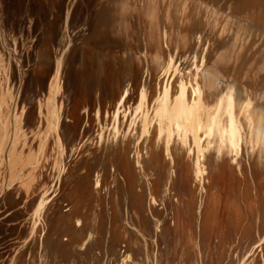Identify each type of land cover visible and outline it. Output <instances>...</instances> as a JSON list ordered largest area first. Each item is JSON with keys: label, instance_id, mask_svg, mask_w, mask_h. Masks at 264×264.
I'll return each instance as SVG.
<instances>
[{"label": "rangeland", "instance_id": "1", "mask_svg": "<svg viewBox=\"0 0 264 264\" xmlns=\"http://www.w3.org/2000/svg\"><path fill=\"white\" fill-rule=\"evenodd\" d=\"M28 28L21 29L15 33L14 29L6 27L5 31L13 49L9 53L0 49V119L2 125L6 128L8 137H6L4 145H0V264H48L50 261L49 264H65L66 261L67 264H78L79 262H81L80 264H142V262L143 264H167L168 262V264H242L245 256L249 258V264H257V262L258 264H264V213H262L264 208V179L261 181L262 178L259 175L264 171V163L259 160L257 153H253L250 142L246 144V147L249 149L248 155L254 160L253 167L256 166L254 170H248L250 165H244L246 161L245 155V157L243 156L242 159L234 164H237L234 169H237V167L239 169L233 171L235 175L232 174V178L230 176L232 180L234 179L233 181L225 179L223 167L214 166L217 169L215 171L212 166L213 184H211V190L213 192L210 190L213 194L210 195L212 200L211 202H209L210 199L208 200L202 211L203 227H207V229L204 228L206 232L203 230L204 234L202 233L203 237L205 236L207 248L204 254L200 252L199 247L195 244L197 237L195 236L193 240L192 234L196 235L197 231L202 232V229L200 230L198 226L201 220L199 218V206L201 205V203L199 205V195H201V171L199 169L203 166V163L200 162L205 160V157L203 159L198 158L199 154L196 150L192 154L189 144L188 146L187 144L185 145L183 139L176 134L179 128L176 122H173V139L176 144L174 146H176L178 162L174 166V175L171 178L175 180L177 174H186L190 188L194 189L193 198L194 196L198 198H196L198 204L194 203V207L191 208L192 213L189 216L191 218L190 226L186 224V204L182 198H179L180 196H175L176 193L173 186L172 188L168 187L171 199L167 208L164 209L161 202L160 205L157 203L161 200L160 197H162L164 189L162 182L164 179H169V176L167 175L166 178L163 173L166 168H164L166 163L164 151L167 132L162 133L159 126L164 87L170 88L176 78L188 75L189 72L176 70V66H174L171 74L163 78L164 68L158 71L152 76L151 83H148L150 100L144 106H140L143 78L139 79V82L133 83L130 90V99L127 98L125 104L120 100H115L112 105H109L102 102L97 93L92 99L93 103L90 100L76 103L69 99L71 101L70 105L68 98L66 99L63 96V86V90L58 92L55 100L56 113L59 115L57 132L61 141V153L52 127L57 115H55L54 111H51L52 102L50 101V85L55 76V62L47 82L38 87L31 85V76L34 72L37 53L43 47H49L50 52L57 56V54L59 55L58 48L51 43L35 39V37L31 36ZM166 45V43L162 42L161 48L165 49ZM72 46L79 47L75 43L71 44ZM67 51H69V48ZM140 51L142 52H140L141 56L146 54L147 58L153 54L152 52L150 54L144 48L140 49ZM203 61L202 65L199 64L198 68L192 70L193 74L197 72V69H201L204 65L213 62L212 59L205 61L204 58ZM186 63L195 65L193 59L186 60ZM28 78H30V82L27 81ZM178 83L176 82V86H178ZM27 115H29L30 120L28 117V120L25 118ZM96 115H100L98 117L100 121H97ZM115 115H121L122 117L120 131L117 133L116 138L114 131ZM124 115L127 116L125 117ZM146 117L149 120L146 122L147 132L144 133ZM65 132L66 134H64ZM151 132L153 133L151 134ZM202 136V140H205L204 148H206L203 154L207 155V153L209 154L213 151V149H207L211 136L207 133H202ZM15 139L18 141L17 147H14V142H17ZM145 140L148 141V143L146 142L147 144H145ZM154 146L156 149H154ZM109 147L111 149L115 147L116 155H120L118 171L125 168L124 170L127 172L126 179L129 187L125 192L123 191L125 186L123 177L114 179L111 173H107L101 168L100 162L103 161L104 154ZM182 147L185 148L183 149ZM39 151L41 154H39ZM133 153L135 156L132 155ZM189 154H191L190 157ZM139 156L141 160H144V169L148 168L145 172H147L150 186L155 190V202L157 204L151 199L149 186L142 181L143 170L138 165ZM184 158L185 160L183 161ZM154 167L158 170H155ZM244 167L246 169L248 167V173H246L247 171ZM86 168H88L89 173L87 174L88 185L86 183L87 188L84 196L79 184L75 182L78 181V175L82 176L87 172ZM207 168L209 167L207 166ZM259 169H261V172ZM238 170L240 173L237 172ZM238 173L239 175L237 176ZM73 178H75V181L70 191L69 184ZM173 179L172 181H174ZM198 180L199 182H197ZM230 182L231 184L234 182L236 185L237 195L243 196V198L238 196L241 198L239 201L240 215H245L241 216L240 224L230 220L232 216L229 213L228 216L227 212L231 211V207L227 205L225 210L223 207L224 191H226L225 189L228 188ZM260 182L263 185L260 186ZM195 184L197 185L195 186ZM97 186L99 189L96 188ZM195 188L197 192H195ZM252 194H257V202ZM242 199L245 201L243 202ZM252 199L254 201L252 202V207H250ZM261 199L263 200L261 201ZM214 200H216L218 206L217 204L214 205ZM72 202H76V204L72 206ZM222 203L223 206L221 205ZM102 204L104 205L102 206ZM118 204L123 206V210L129 209L131 212L129 217L125 218L120 214L121 206L118 207ZM66 206L71 207L70 210ZM249 209L252 210L250 212H253V215L248 212ZM66 214L67 217H65ZM71 216L72 218H70ZM212 216L214 223L211 221ZM251 217L254 218L252 219ZM228 218L230 219L228 220ZM250 218L251 221L249 220ZM81 221H86V224L83 225L85 222ZM89 222L91 226L88 224ZM204 222L207 226H204ZM257 224L258 227H256ZM244 225L245 227H243ZM247 225L248 227H246ZM237 227H239L238 230L236 229ZM93 229L96 230L94 231ZM246 231L247 235H245ZM243 234L246 236L245 238ZM95 237L96 239H94ZM127 241L129 242L127 243ZM179 243L184 244V248L188 249H184V257L181 256L182 254L179 255V250L177 253V245ZM77 244H80L82 248ZM210 244L214 249H211L212 246ZM239 246L242 248H239ZM110 248L111 250L113 249L112 251L110 250L111 252L109 251ZM118 249H122V251ZM69 250H72V256ZM129 250L133 253H128ZM117 251L126 253L123 255V253L119 254ZM113 254H116V258ZM108 255L110 258H108ZM177 255L182 257V260ZM112 256L115 260L120 261L111 260ZM129 257L133 262L131 259V262L124 259L127 258L129 260ZM203 259L206 261H203ZM84 260L87 263L83 262Z\"/></svg>", "mask_w": 264, "mask_h": 264}, {"label": "bare ground", "instance_id": "2", "mask_svg": "<svg viewBox=\"0 0 264 264\" xmlns=\"http://www.w3.org/2000/svg\"><path fill=\"white\" fill-rule=\"evenodd\" d=\"M119 9L120 10L118 11V15L115 16V19H113V21L111 22V25L110 26H102V25L99 26L98 29L96 30V32H94V34L91 32H88L91 29V24L89 22L90 20L82 19V20L76 21L75 19H71V20L69 19L70 21L68 22V27L79 31L80 36L75 41L78 43L77 45H79V47L72 46L69 48V51L65 50L64 53H59V55L57 54V56H54L50 52L49 47H43L42 49H40V51L37 53V56H36L35 68H34V72H33L32 76H31V80H32L31 85L32 86L36 85V87H38V86H41L43 83L47 82L49 79V76L52 73V70L54 67V62H55V67H54L55 76H54L53 82H51V85H50V92H51L50 93V101L52 102L51 103L52 104L51 111H54L55 115H57L56 121L55 122L53 121V123H52V127H53L54 133H55L54 135L57 139V142L56 141L55 142L59 146L60 151L62 153L61 145H60L61 141H60V138H59L58 132H57L59 115L56 113L57 110L55 107V104H56L55 100H56V95L58 94V92L63 90V86H64V90H63L64 95L63 96H65L66 99L68 98V102L70 105H71V101H74L76 103H78V102L82 103L85 100H90L93 103L92 99H93L94 95L97 93L99 94L100 99H102L101 101L104 103H107L109 105H112L115 100H120L122 103L125 104L126 99L127 98L130 99V94H131L130 90H131L133 83L139 82V79L141 80L143 78V86H142V89L140 92V96H141L140 97V106H144L150 100V97L148 95V87H149L148 83H151L152 76H154L156 73H158V71H160L164 68L163 78L167 77L169 74H171V70L173 69L174 66H176V70L188 71L189 72L188 75H183L181 77L176 78L175 81L173 82V86H170V88H168L167 86L164 87V95L162 98L163 102H162V107L160 109L161 115H159L161 118L159 126H160V129L162 130V133L167 132L166 142H165V151H164L165 152L164 154H166V157H165L166 163H165L164 168L165 167L166 168L165 169L163 168L164 169L163 173H164L165 177L168 175L169 179H164V181L162 179L163 182L162 181L161 182L164 185V189H163L162 197H160L161 200H159V202H157V203H158V205H160V202H161V205L164 207V209L167 208V205L169 204L170 199H171V195L168 191V189H169L168 187L170 186V188H172V186H173L175 189V193H176L175 196H180L179 198H182L186 204L185 205V210H186V214H187L186 215V224L188 226H190L191 218H189V216H190V213H192L191 208L194 207V203L196 204L198 202V201H196L197 197L194 196V198H193L194 189L190 188V186L187 182L186 174L185 175L184 174L183 175L177 174L175 180L173 178H171L172 175H174L173 174L174 173V166H176L177 162H178V159H177L178 157L176 155V150H175L176 146H174L176 144L174 143V139H173V137H174L173 122H176L178 124V127H179L177 129L176 134L179 135V138L183 139V143L185 145L187 144V146H188V144H189V147L191 148L190 150H191L192 154H194V152L196 150L199 154L198 158L203 159L205 157V160H202V162H200V163H203L202 167L197 163L201 167L199 169L201 171L200 172L201 188L199 187L201 189L200 190L201 192L199 191L201 193V195H199L200 196L199 205L201 203V205L199 206V211H200L199 212V218H201V220L198 223V226L200 227V230L202 229V232L197 231L196 235L192 234L193 240H194L195 236L197 237L195 244L199 247L200 252H202V254H204L205 250H207V248L205 245V240H206V239H204L205 236L203 237V234H204L203 232L205 231L204 230L205 227H203V218H202L203 212L202 211H203V207L205 206V204H207L208 200L210 199L209 202H211V200H212L210 198V195L212 194L211 193V191H212L211 190V184H213L212 183V177H213L212 166H213L214 170L216 169L215 167H217V165L223 167L224 172H225V179L231 181L232 180L231 179L232 174H234L233 171L239 169V167H237V169H234L235 166L237 165V164L236 165H234V164L237 163V161H239L240 159H242L243 156L245 155L246 161L244 162V165L245 166L250 165L249 169H248V167H247V169L248 170H252V169L254 170V168L256 167V166L253 167L254 166L253 165L254 160H252L253 158H251L248 155L249 149H247V147H246V144L248 142H250L252 144L253 153H257V157H259V160H261V162L264 163V30L263 31L257 30V29L252 30V29H246L243 26H240V27L237 26L236 27L234 25L233 28L231 27L232 28V30H231L232 35H231V38H229L230 40L227 39L228 41L225 40V42H219L218 46L216 45L218 58H213L214 61L211 64L204 65L203 68L197 69V72L195 74H193L192 70H194L195 68H198L199 64L202 65L204 63L203 58H201L199 50H198V49H201L200 45L202 44V42L206 43L207 41L208 42L210 41V44H211V39H210L211 27L210 26L204 32L196 31L194 33H190L191 32L190 29H188V31H186V32L179 30V32L176 33L175 35H171L169 32L167 34L165 40H164V42L168 45V47L166 46L165 49L162 48L163 50H161L159 48L158 37L155 33L158 25L156 22L157 16L154 13H148L151 16H153V19H152V25L150 27V31L148 34H146V36H147L146 37V41H147L146 44L140 42L141 44L137 45L136 37L134 38L135 40L133 39V40H130L128 42V38L130 36L129 31H131V28H132L131 21L129 20V18L126 17V12H128L129 6L123 4L120 6ZM147 12H148V10H147ZM67 21L68 20L66 18L64 21L65 28L67 25ZM51 37H52V35L49 38H51ZM189 39L195 44L194 48H196V50H194L192 58H190V59H193L194 64H195L194 66L186 63L187 59L184 58V56H185L184 51L189 46ZM142 48H144L146 51H149L150 54H151V52L153 54L149 58H147L146 54H144V56L143 55L141 56L142 52L140 51V49H142ZM201 61H202V63H200ZM205 61H206V58H205ZM29 79L30 78H28L27 81H29ZM176 82H179L177 84L178 86H176ZM35 102H36V98H35ZM28 116L29 115H27L25 118L27 119ZM99 116L96 115L97 121L98 120L100 121V118H98ZM124 116L126 117L127 115H124ZM121 118H122L121 115H115V117H114L115 138L117 136V133L120 131ZM28 119L30 120V117H28ZM148 120H149L148 117H146V121L144 122V133L147 132L146 122ZM1 125H2V122L0 119V145L2 146V145H4V142L6 141L7 135H6V128L3 125L2 126ZM152 133L153 132H151V134ZM202 133H207L208 135L211 136V138L209 140V146L207 149H213V151L209 154L207 153V155L203 154L205 152L206 148H204L205 140H202V137H203ZM64 134H66V132ZM51 136H53V135H51ZM146 142L148 143V141L145 140V144H147ZM14 143H15L14 147H17L18 141L14 142ZM210 144H211V146H210ZM185 145H183V146H185ZM187 146H185V147H187ZM138 147H137V150H138ZM154 149H156L155 146H154ZM183 149H182V151H183ZM29 150H30V148H29ZM38 150H39V148H38ZM188 150H189V148H188ZM46 152H47V150H46ZM39 154H41V152ZM177 154H179V153L177 152ZM132 155H134V153ZM119 156L120 155H116V148L115 147H113L112 149H111V147H109V149H107L106 153L104 154L103 161L100 162V165H101V168H103L102 170L107 172V173H111L114 179L123 177V180L125 181V186L123 185L124 186L123 191L125 192V191H127V188L129 187L128 181L126 179V173L127 172H125V170H124L125 168L118 171ZM136 156H137V154H136ZM179 156H180V154H179ZM190 156H191V154H189V157ZM150 158H151V156H150ZM184 160H185V158L183 159V161ZM143 161L144 160H141L140 156H139L138 157V165H140V169L143 170V171L141 170L143 172L142 181H143V183L146 182V184L149 186L151 199L153 200V202H155V193H154L155 190L153 189L152 186H150L149 178H147V172H145V170L148 168L144 169L145 167L143 165V163H144ZM146 161H147V159H146ZM243 161H244V159H243ZM14 162H16V161L14 160ZM157 162L159 164L158 160H157ZM149 163H147V164H149ZM197 164H195V165H197ZM255 165H256V163H255ZM150 166H151V164H150ZM204 166L206 168L208 166L209 167V168H207L208 170ZM210 167H211V169H210ZM151 168H153V167H151ZM187 168H189V167H187ZM244 168L246 169V167H244ZM258 168H259V166H258ZM22 169H24V168H22ZM86 169H87L86 170L87 172L85 174H83L82 176L78 175L77 176L78 181L75 182L76 184H79L80 188L82 189V194L84 196H85L86 188L88 185L87 174L89 173L88 168H86ZM154 169H155V167H154ZM247 169H246V171H247ZM263 169H264V167H263ZM155 170H158V169L156 168ZM218 170H219V168H218ZM260 170L261 169H259V171ZM188 171H189V169H188ZM188 171L186 170V172H188ZM237 172H239V170ZM239 173L237 174V176L239 175ZM246 173H248V171ZM155 174H156V172H155ZM215 174H218V173H215ZM234 175H233V177H234ZM259 175L262 178L261 181H263L264 171H263V173H260ZM230 176H231V178H230ZM194 177H196V176H194ZM214 177H215V175H214ZM246 177L248 179L247 175H246ZM172 179L174 181H172ZM74 181H75V178H73L72 182L69 184L70 191L72 190V187L74 185ZM248 181H249V179H248ZM251 181H253V180H251ZM197 182H199V180ZM86 183H87V185H86ZM119 184H120V182H119ZM197 184H199V183H197ZM197 184H195V186ZM261 185H263V183L260 182V186ZM99 186H100V184H99ZM244 186H245V184H244ZM82 187L83 188L85 187V188L83 189ZM235 187H236V185L234 184V182H233V184H231V182H230V185L228 186L227 189H225L226 191H224V195H223V196H225L224 197L225 198L224 199V206H223V203L221 205L224 207V210H225L226 206L229 205L231 207V209H230L231 211L230 212L226 211V212H227V214L229 213L232 216V219L228 218V220L229 219L232 221L234 220V222L240 224V218L242 215H240L241 210H240V206H239V203H240L239 201L241 198H239L238 196L241 197L242 195H237ZM96 188L99 189L98 186ZM196 188H195V192H197ZM239 188H240V186H239ZM238 190H240V189H238ZM75 191H76V189H75ZM257 194L256 195L252 194L255 197L256 202L258 201L257 200L258 199ZM263 195H264V193H263ZM259 196H261V195H259ZM211 197H213V196H211ZM216 197H218V196L216 195ZM66 198L68 199V197H66ZM70 198H73V197H70ZM242 198H243V196H242ZM216 200H214L215 203H214V201H212V203H214V205L217 204ZM242 200H243V202L245 201L244 199H242ZM248 200L250 201V199H248ZM262 200L263 199H261V201ZM73 201H75V200H73ZM253 201L254 200L252 199V201L250 203L251 204L250 207H252ZM72 203H73L72 206H74V204H76V202H72ZM103 205L104 204H102V206ZM69 206H66V207H69ZM120 206L121 205L118 204V207H120ZM217 206H218V204H217ZM246 206L248 207V205H246ZM258 206H259V203H258ZM70 208L71 207H69L68 210H70ZM227 209H228V207H227ZM242 209L244 210V208H242ZM245 209H247V208L245 207ZM255 209H257V208L255 207ZM259 209L262 210L261 208H259ZM75 210H76V208H75ZM119 211H120V214L125 218L129 217L131 214L129 209L123 210V206L120 207ZM250 211H252V210L249 209L248 212H250ZM248 212L246 211L247 214H248ZM262 213H264V208H263ZM56 214H57V212H56ZM214 214H213V216H214ZM229 214H228V216H229ZM251 215H253V212L251 213ZM261 215H263V214H261ZM213 216H212V219L209 218L210 216L208 218L211 219V221L214 223ZM243 216H245V215H243ZM53 217H54V215H53ZM65 217H67V214ZM225 217H226V215H225ZM249 217H250V215H249ZM254 217H255V215H254ZM61 218H62V216H61ZM68 218H69V216H68ZM70 218H72V216ZM246 218H248V217L246 216ZM251 218L249 219L250 221H251ZM51 219H52V217H51ZM60 221H62V220H60ZM81 222H85L83 225L86 224V221H81ZM90 222L88 224H90V226H91ZM205 222H204V226L205 225L207 226V224H205ZM57 223H59V222L57 221ZM248 223H249V221H248ZM78 224H80V223H78ZM245 225L243 227H245ZM208 227H210V226H208ZM246 227H248V225ZM251 227H249V228L251 229ZM256 227H258V224ZM82 228H83V226H82ZM238 228L239 227H237L236 229L238 230ZM205 229H207V227ZM246 229H248V228H246ZM250 229H249V231H250ZM93 230L95 231L96 229H93ZM102 231H103V229H102ZM88 232H89V230H88ZM104 232H106V231H104ZM239 233H241V232H239ZM245 235H247V231H246ZM243 236H244V234H243ZM245 237L246 236H244V238ZM94 239H96V237ZM240 240H241V238H240ZM128 242L129 241H127V243ZM111 243H112V241H111ZM209 243H211V242H209ZM260 244H258V245H260ZM73 245H72V247L76 246V245H74V246ZM78 246H80V244ZM177 246H178L177 253L179 250L181 252V253L179 252V255L182 254L181 256L184 257V255H183V254H185L184 249H187V248H184V244H180V243ZM241 246H239V248H242ZM70 247H71V245H70ZM95 247H97V246H95ZM118 247H119V245H118ZM125 247H127V246H125ZM66 248H68V247H66ZM122 248H123V246H122ZM212 248L214 249L213 246L211 247V249ZM45 249H47V248H45ZM69 249H71V248H69ZM110 250H111V248L109 249V251ZM118 250L122 251V249H118ZM187 250H186V252H188ZM48 251H49V249H48ZM69 251H70L69 252L70 255L72 256V254H71L72 250H69ZM74 251H75V248H74ZM79 251H81V250H79ZM115 251H116V249H115ZM138 251H140V250H138ZM211 251L213 252V250H211ZM131 252L129 250L128 253H131ZM43 253H45V252H43ZM66 253H68V252H66ZM74 253H73V255H74ZM121 253H123V252H121ZM121 253H119V254H121ZM124 253H126V252H124ZM124 253H123V255H124ZM127 255L129 256V254H127ZM179 255H177V256H179ZM44 256H46V255H44ZM49 256H50V254H49ZM66 256H68V255L66 254ZM66 256H65V258H67ZM71 256H70V258H71ZM122 257H125V256H122ZM46 258H44V259H46ZM70 258H69V260H70ZM108 258H110L109 255H108ZM115 258H116V256H115ZM115 258L113 257L111 260H113V259L115 260ZM117 258H120V257H117ZM169 258H170V256H169ZM179 258H181V260H182V257L179 256ZM74 259H76V258H74ZM124 259H126V261H130L131 258L129 257V260H127V258H124ZM124 259H122V260H124ZM194 260H195V258H194ZM115 261L119 262L120 260L119 261L115 260ZM178 261H179V259H178ZM203 261H206V260L203 259ZM248 261H249V258L248 257L246 258V256H245V260L242 262V264H249ZM83 262H85V260ZM121 262H125V261H121ZM132 262H133V260H132ZM134 262H135V260H134ZM139 262H141V261H139ZM80 263L81 262H79L78 264H80ZM85 263H87V262H85ZM65 264H67V261L65 262ZM90 264H92V263H90ZM132 264H134V263H132ZM142 264H143V262H142ZM257 264H258V262H257Z\"/></svg>", "mask_w": 264, "mask_h": 264}, {"label": "water", "instance_id": "3", "mask_svg": "<svg viewBox=\"0 0 264 264\" xmlns=\"http://www.w3.org/2000/svg\"><path fill=\"white\" fill-rule=\"evenodd\" d=\"M123 4L129 6L126 17L132 26L128 42L136 37L137 45L147 42L146 34L153 19L148 13L157 16L155 33L160 49L169 32L171 35L188 29L190 33L204 32L210 26L211 44L202 42L198 49L201 58L206 60L218 58L216 45L231 38L234 25L264 30V0H0V49L8 53L13 49L6 27L15 33L29 27L35 39L49 41L58 48V53H64L71 44H78L75 41L80 36L78 30L68 27L71 19L90 20L88 32L94 34L99 26L111 25ZM194 46L189 39L184 51L187 60L192 58Z\"/></svg>", "mask_w": 264, "mask_h": 264}]
</instances>
